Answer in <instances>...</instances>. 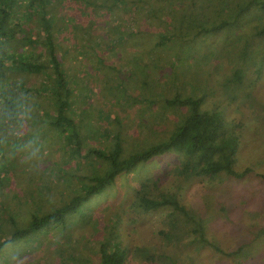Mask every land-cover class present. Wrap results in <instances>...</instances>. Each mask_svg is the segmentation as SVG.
Listing matches in <instances>:
<instances>
[{
    "label": "rangeland",
    "instance_id": "1",
    "mask_svg": "<svg viewBox=\"0 0 264 264\" xmlns=\"http://www.w3.org/2000/svg\"><path fill=\"white\" fill-rule=\"evenodd\" d=\"M165 1L142 2L151 28L145 32L142 25L133 24L131 29L138 34L126 43L132 46H121V42L99 46L92 36L93 46L60 49L74 88L70 113L82 135L83 152H100L114 145L102 135L103 127L113 135L120 133L122 157L164 142L190 113L188 106H170L165 100L194 97L202 100L201 110L239 123L242 142L234 166L252 171L242 179L223 173L186 180L176 168L181 157L174 150L140 161L91 198L77 215H67L65 224L43 227L38 234L8 244L0 252V264H58L53 250L58 244L63 245L64 255L74 252L76 261L95 262L99 242L105 239L109 250L116 242L129 250L127 264H264V37L253 33L264 25V14L253 9L245 14L244 27L239 29L242 41L234 46L232 30L205 38H192V34L232 18L231 13L245 0H205L210 14L196 11L189 0L163 5ZM172 8H184L186 18L192 17L181 26L190 37L181 39L178 31V42L184 46L170 50L173 46H153L142 40L145 35L161 39L169 34L166 22L176 20L169 12ZM101 10L105 13L98 12L97 18L103 29L110 30L116 15L107 7ZM79 39L81 44L86 40ZM233 66L244 71L242 84L229 82ZM36 80L29 79V85L41 82V78ZM28 98V111L18 123L0 124V206L6 216L0 220V240L81 194L84 179L103 173L108 166L94 153L89 159L67 153L61 130L43 121L51 117L43 113L49 109L48 99L35 92L27 94ZM142 186L157 198L176 194L202 220L208 239L226 253L197 240L191 228L194 223L173 206L147 212L136 207V190ZM87 213L92 217L84 218ZM12 217L13 221L8 219Z\"/></svg>",
    "mask_w": 264,
    "mask_h": 264
},
{
    "label": "trees",
    "instance_id": "2",
    "mask_svg": "<svg viewBox=\"0 0 264 264\" xmlns=\"http://www.w3.org/2000/svg\"><path fill=\"white\" fill-rule=\"evenodd\" d=\"M189 1L195 6L196 11L210 14L209 8L204 4L205 0H200L198 5H196L198 0ZM142 2L144 0H0V124L6 121L8 122L5 125L8 126L15 121L18 123L20 115L28 111L25 104L29 100L27 94L35 92L48 99L49 109H44L43 113L51 116L49 119L39 121L47 122L52 129L56 127L61 130L64 139L63 147H67V153L79 154L86 159H89L90 153H94L108 164L103 173H97L89 180L84 179L82 183L85 187L81 194L56 210L35 218L28 226L17 228L9 236L1 239L0 252L10 243L23 240L34 233L38 234L43 227L60 222L65 224L67 215H71L70 217L77 215L78 210L91 198L115 184L122 173L130 172L140 161L152 160L170 150L180 155L181 162L176 168L186 180L202 176L214 178L223 173L229 177L242 179L252 171L250 167L239 171L234 166L242 142L241 132L237 128L239 123L237 124L236 120L227 121L223 114L201 110L202 100L194 97L175 96L165 100V104L170 106H188L190 113L164 142L151 145L128 157H122L123 145L120 133L113 135L109 128L103 127L102 135L113 140L114 145L100 152L93 149L83 152L82 135L76 128L74 116L70 113L74 105L72 98L74 88L64 70L65 61L60 58L59 51L60 49L64 52L71 50L72 45L93 46L92 36L95 37V42H99V46H117L118 42L122 43L121 46H132L126 43L127 39L132 40V37L138 34L133 30V24L142 25V30L145 32L150 31L151 28L149 14H143ZM169 4L171 0L163 2V5ZM193 6L188 9H192ZM227 6H230L229 3ZM104 7L116 15L110 30L103 29L101 19L97 18L98 12L105 13L101 10ZM251 9L264 14V0H245L239 5L236 13H231L232 18L226 17L210 27L197 29L192 34V38H205L215 32L232 30L236 34V42L233 37L231 39L235 46L237 42L242 41V33L239 29L244 27L243 17ZM215 11H218L217 6ZM169 12L174 16L173 20L176 19L165 23L169 28V34L162 36L161 39H155L151 35H145L141 39L146 38L148 43H154L153 46H166L165 48L173 46L170 50L177 49L176 46H184L183 41L178 42V31H180L181 39L183 35L190 37L188 31H182L181 26L186 25V20L190 21L192 17L189 15V18H186L184 8H172ZM238 22L240 24L237 27ZM253 33L257 37H264V25L254 28ZM79 38H86V40L81 44ZM246 45L250 46L248 41ZM24 46H27L26 50L22 48ZM231 72L229 82L238 80L242 84L245 79L244 71L233 66ZM31 78H34L36 82V79L41 78V82L31 86L28 83ZM162 105H164L163 102ZM41 107L40 104L38 108ZM261 175L264 178V174ZM145 187L142 186L136 190L134 202L136 207L147 212L166 205L173 206L175 211L177 209L187 216V221L191 220L194 223L191 228L197 240L222 251L220 246L208 239L202 220H197L176 194H162L160 198H157L151 196ZM0 208V220L1 218L5 220L4 206L1 205ZM91 217L90 213L84 215V218ZM8 219L14 220L13 217ZM53 250L60 261L58 264H65L71 260L76 264H127L129 262V250L122 248L119 242L114 243L113 250H109L106 239L99 242V258L95 262L88 259L85 262L76 261L74 252L68 256L64 255L65 249L63 250V245L60 246V244Z\"/></svg>",
    "mask_w": 264,
    "mask_h": 264
}]
</instances>
